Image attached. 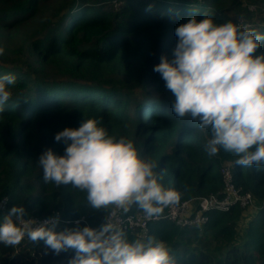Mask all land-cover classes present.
Wrapping results in <instances>:
<instances>
[{"label":"trees","instance_id":"trees-1","mask_svg":"<svg viewBox=\"0 0 264 264\" xmlns=\"http://www.w3.org/2000/svg\"><path fill=\"white\" fill-rule=\"evenodd\" d=\"M117 1L118 7L106 9L112 0H0V47L5 50L0 57L12 65L0 63V76L16 77L0 112V199L8 198L9 211L24 207L25 216L61 211L70 219L85 216L99 228L106 211L93 209L86 192L70 184L45 183L37 162L49 148L64 154L57 132L96 118L110 135L131 139L139 155L155 163L160 183L179 191L181 201L219 193L221 166L230 162L235 183L259 203L245 230L239 223L245 209L236 205L210 212L202 231L169 220L152 222L142 240L164 241L175 264H264V165H237V157L223 149L209 156L204 144L210 129L172 112L175 97L153 70L162 55L173 58L175 29L193 15L238 24L223 8L231 0ZM242 29L264 34V17ZM5 215L0 211V222ZM74 227L59 221L56 231ZM71 253L57 255L43 241L24 238L15 247L0 243V264H68Z\"/></svg>","mask_w":264,"mask_h":264},{"label":"clouds","instance_id":"clouds-1","mask_svg":"<svg viewBox=\"0 0 264 264\" xmlns=\"http://www.w3.org/2000/svg\"><path fill=\"white\" fill-rule=\"evenodd\" d=\"M175 35L173 58L162 55L153 69L175 97L172 112L210 129L211 138L204 144L209 156L223 149L237 157V165H264V34L193 15ZM4 51L0 47V56ZM15 83L14 75L0 76V112ZM61 140L66 145L63 155L49 148L39 156L44 182L86 192L93 209L106 211L105 222L99 228H81L77 221L74 228L56 231L58 216L37 224L24 218V207L13 206L0 222V243L15 247L27 236L43 241L57 255L74 250L68 264H175L164 241H129L113 223L115 213H109L135 204L151 218L180 203L181 193L160 183L155 163L142 158L131 139L110 135L96 118L57 132L55 141Z\"/></svg>","mask_w":264,"mask_h":264},{"label":"built area","instance_id":"built-area-1","mask_svg":"<svg viewBox=\"0 0 264 264\" xmlns=\"http://www.w3.org/2000/svg\"><path fill=\"white\" fill-rule=\"evenodd\" d=\"M112 2L114 7H118L120 5V2L117 0H113ZM238 25L242 28L250 26V24L244 22V20H238ZM220 170L223 180V188L219 193L184 199L180 201L178 205L166 208L159 216H153L151 218L146 217L145 213L140 209H132V206H129L127 211L115 208L109 209V213H115L112 217L113 223L123 229L125 234H135L140 239H144L148 237L150 223L155 221L169 220L182 228L196 227L202 231L205 225L209 222L210 212L214 210H230L236 205L244 209L254 206L256 199L253 193L249 190H245L242 186L235 183L232 163H223ZM0 211H3L6 215L8 214L9 210L7 197L0 199ZM56 216L59 217V221L72 222L75 224V227L77 226V221H79V224L84 222L87 226L92 227L90 223L87 222L85 216L70 219L65 217L61 211H56L53 215L46 217L29 215L24 218L26 220H35L37 221V224H39L49 217ZM106 216L107 213H105L102 217L101 224L105 222ZM25 239L29 238L25 236Z\"/></svg>","mask_w":264,"mask_h":264},{"label":"rangeland","instance_id":"rangeland-1","mask_svg":"<svg viewBox=\"0 0 264 264\" xmlns=\"http://www.w3.org/2000/svg\"><path fill=\"white\" fill-rule=\"evenodd\" d=\"M113 1V0H112ZM110 6H114L113 2L109 4V6L106 9H110ZM223 8L226 10V12L233 16L234 18H238L239 21L251 23L254 19H260L264 17V2H258L257 0H231L228 3H226ZM5 59L3 57H0V63L5 64L6 66L12 67L10 65L11 63H8V60L6 62H3ZM259 211V203L256 202L254 206L248 207L244 211V215L242 219L240 220V226L243 230L246 229L248 221H250L252 218H254ZM74 254L71 253L69 256L70 258Z\"/></svg>","mask_w":264,"mask_h":264}]
</instances>
